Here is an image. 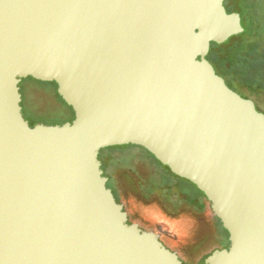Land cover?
<instances>
[{
	"label": "water",
	"instance_id": "95a60500",
	"mask_svg": "<svg viewBox=\"0 0 264 264\" xmlns=\"http://www.w3.org/2000/svg\"><path fill=\"white\" fill-rule=\"evenodd\" d=\"M226 0H0V264H181L128 224L104 149L138 146L194 184L229 235L206 264H264V113L217 74L245 32ZM74 113L31 126L20 84Z\"/></svg>",
	"mask_w": 264,
	"mask_h": 264
},
{
	"label": "flooded vegetation",
	"instance_id": "af4514ba",
	"mask_svg": "<svg viewBox=\"0 0 264 264\" xmlns=\"http://www.w3.org/2000/svg\"><path fill=\"white\" fill-rule=\"evenodd\" d=\"M118 156L124 157L128 166L109 172L111 161ZM99 158L107 187L123 206L128 224L158 234L181 264H206L214 251L229 247V235L206 196L148 151L133 145L117 146L102 150Z\"/></svg>",
	"mask_w": 264,
	"mask_h": 264
},
{
	"label": "trees",
	"instance_id": "16d2710c",
	"mask_svg": "<svg viewBox=\"0 0 264 264\" xmlns=\"http://www.w3.org/2000/svg\"><path fill=\"white\" fill-rule=\"evenodd\" d=\"M240 7L245 32L239 36L243 39L229 48L233 52L227 58H221L219 50L239 36L222 45L212 44L208 60L231 89L264 112V66L255 74L249 72L253 63L264 60V0H240Z\"/></svg>",
	"mask_w": 264,
	"mask_h": 264
},
{
	"label": "rangeland",
	"instance_id": "374dc122",
	"mask_svg": "<svg viewBox=\"0 0 264 264\" xmlns=\"http://www.w3.org/2000/svg\"><path fill=\"white\" fill-rule=\"evenodd\" d=\"M225 6L233 12L241 14L240 0H226ZM244 24V22L242 21ZM236 37V36H235ZM233 39V38H232ZM243 37L238 38L227 43L223 49L219 50L221 58H227L233 51L231 48L235 43L241 42ZM259 66H264V60H259L253 63L250 69V74H255L259 70ZM20 93L22 95V113L24 118L32 124L43 125H62L70 122L74 118L73 110L63 102L57 93V86L54 84L36 81L32 78L24 79L20 84ZM264 105V103H263ZM257 107V106H256ZM257 109L264 113L258 106ZM108 149V148H107ZM105 155L104 153H102ZM124 157H117L111 161L109 172L112 170H122L128 164L124 163ZM120 162L124 164L121 165ZM121 165V166H120ZM119 170V171H120Z\"/></svg>",
	"mask_w": 264,
	"mask_h": 264
}]
</instances>
